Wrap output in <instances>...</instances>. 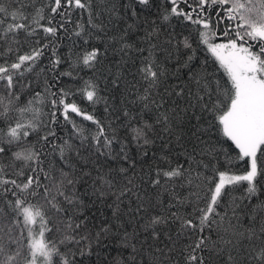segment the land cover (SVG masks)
<instances>
[{
    "label": "snow or ice",
    "instance_id": "1",
    "mask_svg": "<svg viewBox=\"0 0 264 264\" xmlns=\"http://www.w3.org/2000/svg\"><path fill=\"white\" fill-rule=\"evenodd\" d=\"M15 2L0 0V121L6 126L0 128V156L11 153L8 168L19 178L9 177L5 168L0 166V193L3 194L0 195V264H86L84 256L86 253L90 255L93 239L98 243L109 230L102 227L93 236L82 214H76V209L82 204L76 195V186L87 183L85 177L91 174L77 175L73 171L71 154L74 144L70 138L61 141L57 129L51 125L58 123V112L65 121L73 123L74 131L76 126L70 119V113L91 121L97 126V132L91 138L96 151L110 159L122 157L126 160L125 145L114 130L109 134L92 115L68 100L71 90L62 87L57 91L52 89L60 77L72 76L71 71H58L63 61L55 47L57 33L72 23L71 17L76 10L87 12L88 25L96 27L93 23L94 0H49L47 17L43 10H37L34 15L26 13L23 5L16 7ZM135 2L141 6L149 4V0ZM168 2L171 7L163 16L165 22L178 17L197 26L196 37L191 40L185 37L183 41L184 47L192 50L183 65L188 69L185 73L187 82L173 92L185 99L182 109L185 114L191 111L193 115L199 113L198 119L206 117L225 143H231L227 148H217L219 141L216 144L204 142L199 151L194 148L185 154L183 164L177 163L173 167L166 161L168 167H158L151 183L161 188L183 180L189 186L195 184L196 188L201 187V182L207 184L203 196L194 193L192 218H184L179 212L171 213V218L180 222L178 235H187L191 241L181 253L184 264H205L204 253L211 251L222 255L228 246L233 251H227L225 264H264V162L260 161V157H264V0ZM132 14L136 15L135 9ZM46 18L47 24H44ZM57 18L62 22L54 23ZM221 25L224 26L222 35L225 40L215 42ZM40 31L47 43L40 39L28 40ZM85 33L86 29L77 22L74 34L83 38ZM197 41L211 54L217 69H208L206 57L204 65L197 71L193 64V44ZM87 42L85 39L84 43ZM167 42L171 45L173 40ZM24 43H30L28 50H22ZM149 44L148 56L139 69L146 84L145 94L140 97L142 101L150 100L151 90L157 87L166 72L156 59L158 46L150 40ZM49 48L50 67L41 68ZM97 55V49L85 51L83 56H77L76 63L92 68L98 62ZM220 70L223 76L218 75ZM42 71L53 73L44 84L43 94L32 89L33 76L29 75ZM26 89L30 91L26 92ZM25 95L33 98L25 101ZM81 95L94 102L95 85L87 83ZM45 101L51 109L47 122L41 119L42 111L37 106ZM150 102L156 103L154 100ZM156 106L162 107L161 104ZM144 108L148 109L149 104L145 103ZM29 114L30 118L25 123ZM156 123L167 127L169 116L160 113ZM125 131L133 141L142 140L148 144L149 133L155 131V126L142 119L136 124L129 123ZM116 144H120L118 152L114 147ZM231 151H236L237 162L245 163L244 174H231L227 168L220 170L212 164V160L219 164L220 157L224 156L225 164L230 168ZM203 157H211L212 160L206 163ZM209 171L212 172L211 177L206 175ZM119 173L124 176L102 175L97 171L93 183L99 186L97 190L102 195L105 188L117 189L119 200L131 191L127 185L118 187L127 169L120 168ZM128 183H133L131 178H128ZM183 203L177 199V204ZM240 215L249 221L246 232H240L237 227ZM162 222L166 223V218L153 216L146 227L152 228L155 236V228ZM239 237L248 241L247 248L240 246L242 241L240 245L234 243ZM120 243L123 247L128 246L127 239ZM238 247L240 251L234 255ZM77 254L79 261L76 260ZM240 256L243 260L239 259ZM111 264H128V261L118 253Z\"/></svg>",
    "mask_w": 264,
    "mask_h": 264
},
{
    "label": "trees",
    "instance_id": "2",
    "mask_svg": "<svg viewBox=\"0 0 264 264\" xmlns=\"http://www.w3.org/2000/svg\"><path fill=\"white\" fill-rule=\"evenodd\" d=\"M21 4L24 12L34 15L37 10H43L47 17L49 0H16L14 6L19 7ZM170 7L168 0H149L147 6H141L135 0H94L93 23L96 27L88 25L87 12L76 10L71 17L72 23L66 24L65 29L59 31L55 38V47L63 61L58 71H71L72 76L60 77L59 83L52 90L57 91L61 87L71 90L68 100L76 103L83 112L92 115L109 134L114 130L125 145L124 155L127 156L125 160L122 157L110 159L100 155L91 139L97 132L95 124L83 120L82 116L70 113V119L76 126L74 131L73 123L65 121L64 117L57 113L58 123L51 126L57 129L61 141L70 138V142L74 144V151L71 154L73 171L77 175L91 174L90 177H85L87 183L76 186V195L82 201L80 207L76 209V214H82L93 236L102 227L109 230L106 236H101L98 243L93 239L90 255L86 253L84 256L86 264H111L112 258L118 253L123 255L128 264H177V262L184 264L181 253L191 241L187 235H178L180 222L174 221L171 213L179 212L184 218H192V201L196 199L194 193L203 196L207 184L201 182V187L196 188L195 184L189 186L187 181L183 180L166 184L161 188L154 187L151 181L158 167H168L166 161L173 167L177 163L183 164L185 154L194 148L199 151L204 147V142L216 144L219 141L217 148L221 146L227 148L231 143H225L217 130L209 125L206 117L198 119V112L197 115H193L191 111L185 114L182 111L186 104L185 99L177 97L173 92V89L184 87L187 82L188 77L185 73L188 69L183 65L192 50L185 48L183 41L185 37L190 40L196 37L197 26L178 17H172L165 22L163 16L168 13ZM181 7L184 5L181 4ZM133 9L136 11L135 16L132 14ZM60 22L62 21L57 18L54 23ZM77 22L86 29L83 38L74 34ZM43 23L47 24V18ZM223 27L220 26L215 42H224ZM35 39H40L42 43L48 42L42 31L35 37H28L29 41ZM85 39L87 43H84ZM169 39L173 40L171 45L167 42ZM23 40L24 37L21 36V41ZM149 40L158 46L156 59L166 72L157 87L151 90L150 100L142 101L140 97L145 94L146 84L141 79L139 69L148 56L147 49L151 46ZM29 47L30 43H24L22 50H28ZM193 47L195 48L193 64L196 65L197 71L204 65L206 57L209 70L218 68L203 45L198 44L197 41ZM92 49L98 50V62L94 67L85 68L82 64L76 63L77 56H83L85 51ZM138 49L145 51L141 52ZM46 53L41 64V68L45 69L50 67L48 58L51 57V49H46ZM29 75L33 76L32 89L43 94L44 84L52 78L53 73L42 71ZM218 75L223 76L222 70ZM87 83L95 85L94 102H89L81 95ZM27 91L30 90L26 89ZM32 98L31 95L23 97L25 101ZM48 99L51 97L49 96ZM153 100L155 104L150 102ZM145 103L149 104L148 109L144 108ZM157 104H161L162 107L157 108ZM37 106L42 111L41 119L47 122L51 111L47 102ZM126 112L127 116H125ZM160 113L169 116L167 127L163 123H156ZM29 118L30 114L25 117L24 122L27 123ZM142 119L148 120L155 126V131L149 133L148 144H144L142 140L133 141L131 135L125 131L129 123L136 124ZM5 127L4 122L0 121V128ZM114 147L118 152L120 144ZM229 154L232 158L230 168L225 164L224 156L220 157L219 164H216L211 157H203V159L206 163L212 160V164L220 170L227 168L230 173H244L246 165L244 162L236 161V151H231ZM51 158L50 156L49 159ZM260 161L264 162V157H260ZM10 163L11 153L8 156H0V166L5 168L6 174L11 178L19 179L8 168ZM120 168H126L127 173L125 178L120 180L118 187L127 185L131 191L121 196L119 200H117L119 194L117 189L105 188L102 195L97 190L99 186L93 183L97 171L102 175L111 173L124 176L119 173ZM206 175L211 177L212 172L209 171ZM128 178L132 179V184L128 183ZM177 199L184 203L177 204ZM173 204L177 206L170 207ZM153 216H161L167 220L166 223L162 222L156 226L155 236L153 229L146 227ZM239 221L240 223L237 224L239 231L246 232L249 221L244 215L239 216ZM125 239H127V247L121 246L120 243ZM241 241L242 245H240ZM234 243L248 247V241L244 237H239ZM133 246L135 254H133ZM227 251H233L232 247L228 246ZM227 251L222 255L211 251L204 253L205 264H225ZM239 251L238 247L234 255ZM165 253L167 255H164ZM79 259L80 256L77 254L76 260ZM239 259L243 260V257L240 256Z\"/></svg>",
    "mask_w": 264,
    "mask_h": 264
},
{
    "label": "rangeland",
    "instance_id": "3",
    "mask_svg": "<svg viewBox=\"0 0 264 264\" xmlns=\"http://www.w3.org/2000/svg\"><path fill=\"white\" fill-rule=\"evenodd\" d=\"M231 174H237V175H239V174H244V173H231Z\"/></svg>",
    "mask_w": 264,
    "mask_h": 264
}]
</instances>
